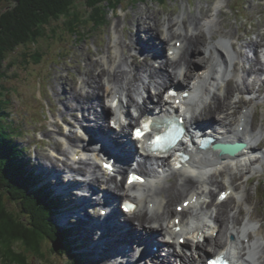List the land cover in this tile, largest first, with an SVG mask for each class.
<instances>
[{
  "label": "bare ground",
  "instance_id": "bare-ground-1",
  "mask_svg": "<svg viewBox=\"0 0 264 264\" xmlns=\"http://www.w3.org/2000/svg\"><path fill=\"white\" fill-rule=\"evenodd\" d=\"M231 1L219 0L212 7L210 0H199L196 9L189 7L177 17L172 12L161 18L163 12H159L161 24H147L143 16L139 20H119L114 27L117 37L110 42L109 51L115 47L120 54L109 52L95 60L88 54L85 70L76 79L56 73L52 88L61 106L54 109L64 120H52L51 131L43 129L53 148L52 155L48 151L38 153V170L66 196V203L53 211L54 223L58 225L59 220L73 228L89 257L87 264H99L92 258L93 252L101 249L105 255L103 248L123 232L128 233L126 241L131 247L124 256L127 261L129 257L132 260L141 242L149 243L156 239L153 233H159L166 236L158 237L159 250L164 246L168 252L164 255L148 249L151 257L145 264H158L154 258L159 254V260L173 264H202L207 254L220 253H230L238 264H264V215L251 197L250 186L252 177L258 174L261 181L264 172V113L259 127L255 124L258 108L264 105V32L256 26L245 29L244 23H237L236 14L237 21H230L225 7H231ZM202 51L208 54L206 58L200 55ZM153 59L156 63L151 66ZM182 76L189 85L194 79L191 89L197 98L189 133H195V125L207 131L220 128L226 141L242 140L248 147L237 157L218 156L208 150L192 154L188 166L173 171L165 168L169 167V159L148 153L137 170L132 167L133 160L146 151L133 141L125 145L124 140L131 141L133 125L140 124L146 114L160 107L171 108L163 98L164 89L179 82ZM150 87H155L156 99L148 93ZM75 110L83 114L77 119L69 118ZM112 111L121 126L119 131L110 130L107 145L99 152L98 145L86 141L87 135L79 132L88 126L96 130L93 139L106 136L108 125L112 127L107 119ZM67 118L77 125L62 130L61 125L70 122ZM98 141L101 146L103 142ZM179 146L180 150L187 148L184 143ZM105 155L112 156L110 159L114 155L116 174L129 170L126 180L107 175L100 159ZM132 170L140 171L151 181L159 178L158 184L130 185ZM99 188L113 202L121 197L123 204L130 200L139 209L125 215L122 209L116 211L125 219L120 233L117 231V237H113L108 233L109 226H105L107 233L93 247L96 229L91 225V216L98 214L100 205L83 193ZM222 193L228 198L221 200ZM231 198L229 205L224 206ZM246 202L251 204L245 207ZM109 256L102 257L101 264H116L110 252Z\"/></svg>",
  "mask_w": 264,
  "mask_h": 264
},
{
  "label": "rangeland",
  "instance_id": "rangeland-1",
  "mask_svg": "<svg viewBox=\"0 0 264 264\" xmlns=\"http://www.w3.org/2000/svg\"><path fill=\"white\" fill-rule=\"evenodd\" d=\"M198 1L199 0H122V3L117 7L112 5L104 7V22L107 23L105 26L101 28L93 27L91 30L86 28V31H90L88 35L84 33V35L75 38V34L72 33L68 25L69 19L71 21L77 19V26L83 24L88 25L91 14L84 1H77L71 10V16L67 15L60 20H52L46 25L47 27H44V30H46L45 38H40L36 44L19 45L15 47L14 50H11L7 54V61L5 64L6 76L1 78L0 90L4 93V106L8 108L11 115L9 123L16 128V133H20L18 138L20 147H25L26 149L22 156V160L26 163L28 169L31 171V168L35 169V166L38 169L39 152L48 151L52 155L51 151L53 147L51 139L48 138L43 129L47 128L51 131L53 128L50 126L51 121L54 120L56 123H60V117H62L59 113L55 112V109H59L61 106L52 88L56 73H63L66 79H76L79 78L82 71L85 70L87 62L86 56L88 54L91 53L93 60L109 52L113 55L120 54L121 52L115 47L111 48L109 51L110 42L115 41L117 37L114 27L119 20H123L124 18L129 21L133 18L139 20L141 16H143L146 18L145 21L147 24L152 25L156 22L157 24H161L163 22L160 20L161 12H163L161 18L165 17V15L169 17V14L172 12L174 13L173 17H177L179 12L183 13L184 10L189 9V7L193 10L196 9ZM203 1L205 0H201V2ZM210 1L213 7L219 0ZM11 2L10 0H0V10L7 8L8 5L12 4ZM230 6L231 7L227 5L225 7L230 21H237L234 17V14H236L239 17V22L237 23H244L245 29H252L256 26L264 32V0H232ZM175 12H177L176 15ZM148 14L151 17L149 16L148 18ZM158 16L159 20L157 18ZM127 27L129 28V26ZM182 28L184 27L182 26ZM252 36H254V34H252ZM98 45L102 47H98ZM200 55L206 58L208 54L202 51ZM155 63L156 60L153 59L151 61V66ZM159 63L161 62L159 61ZM183 78L184 76L181 77L182 83L188 84L186 79ZM190 81H193V78H191ZM78 86V83H76L77 88ZM155 92H157L155 87H150V89H148V93H150V96L154 99L157 97ZM246 99L247 95L244 100L246 101ZM98 104H95V107H97ZM242 106H244V104H242ZM262 106L258 108L259 112H257L255 120L257 126L263 121L264 105ZM54 107L56 108L54 109ZM82 114L83 112L75 110L73 117L69 116V118L77 119ZM9 123L5 122L4 125ZM63 127L65 129V126ZM67 128L68 127H66V129ZM44 136L48 139L47 143L46 140L42 139ZM52 136L55 137V134ZM41 140L43 142H41ZM263 146L264 143L262 144V147ZM120 178L121 180H126V177L123 178V176H120ZM250 186L251 197L258 202L260 211L262 215H264V172H262L261 181L259 180L258 174H255L252 177ZM232 200L233 198L229 199L224 206L229 205ZM180 202L181 201L177 202L175 206ZM250 204V202H246L245 207ZM9 205L12 207L16 206L14 203H9ZM60 227L65 228L64 225H60ZM71 239L76 243L78 241L75 237L70 238V241ZM45 244L47 246L44 247L43 254H30L29 259L28 257L26 258L27 262L29 261L30 264H73L74 261L79 263L81 259L85 261L84 264L88 263L89 257L86 254V257H77L78 254H81L77 250L73 251V257H70L68 254L64 255L63 252H55L51 243L46 242ZM16 246L18 248L21 247L18 243H16ZM83 252L85 251L83 250ZM161 252H163V250ZM6 258V261H9V258L13 259L11 255ZM0 264L7 263L0 257Z\"/></svg>",
  "mask_w": 264,
  "mask_h": 264
},
{
  "label": "trees",
  "instance_id": "trees-1",
  "mask_svg": "<svg viewBox=\"0 0 264 264\" xmlns=\"http://www.w3.org/2000/svg\"><path fill=\"white\" fill-rule=\"evenodd\" d=\"M77 1H84L91 14L88 25L77 26V19H69L75 38L88 35L90 31L86 28L106 25L104 7L122 3V0H10L12 4L0 10V82L6 76L7 54L19 45L36 44L45 38L44 27L52 20L71 16ZM3 94L0 90V257L7 264H30L26 258L30 254H43L46 242L51 243L55 252L73 257L69 232L54 223L53 211L58 209L59 201L46 188L38 187L36 176L23 162L24 150L18 144L20 133L9 123L11 115L4 106ZM5 122L9 124L4 125ZM10 255L13 259L6 261Z\"/></svg>",
  "mask_w": 264,
  "mask_h": 264
},
{
  "label": "snow or ice",
  "instance_id": "snow-or-ice-1",
  "mask_svg": "<svg viewBox=\"0 0 264 264\" xmlns=\"http://www.w3.org/2000/svg\"><path fill=\"white\" fill-rule=\"evenodd\" d=\"M144 129H145V130H148V124H147V123L144 125ZM136 135H137V137H140V136L142 135V133H141V131H140L139 129L137 130ZM163 140H164L163 137L157 136V137L155 138V140L153 141V143H154L156 146L159 147V146H161V142H162ZM132 179H133V180H138L139 178H138V177H133ZM130 182H131V180H130ZM209 264H221V262H220L219 260H217V261H210Z\"/></svg>",
  "mask_w": 264,
  "mask_h": 264
},
{
  "label": "water",
  "instance_id": "water-1",
  "mask_svg": "<svg viewBox=\"0 0 264 264\" xmlns=\"http://www.w3.org/2000/svg\"><path fill=\"white\" fill-rule=\"evenodd\" d=\"M246 145L245 144H235L232 146L225 147V151L228 153L236 154L240 150H242Z\"/></svg>",
  "mask_w": 264,
  "mask_h": 264
}]
</instances>
